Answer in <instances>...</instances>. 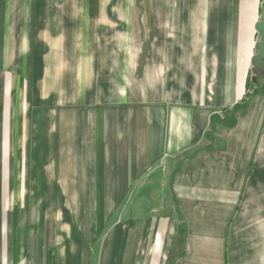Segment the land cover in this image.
Wrapping results in <instances>:
<instances>
[{
	"label": "crops",
	"instance_id": "crops-1",
	"mask_svg": "<svg viewBox=\"0 0 264 264\" xmlns=\"http://www.w3.org/2000/svg\"><path fill=\"white\" fill-rule=\"evenodd\" d=\"M263 2L0 0V264H264Z\"/></svg>",
	"mask_w": 264,
	"mask_h": 264
},
{
	"label": "rangeland",
	"instance_id": "rangeland-1",
	"mask_svg": "<svg viewBox=\"0 0 264 264\" xmlns=\"http://www.w3.org/2000/svg\"><path fill=\"white\" fill-rule=\"evenodd\" d=\"M58 1V0H56ZM101 1H107V0H101ZM114 1H124V0H114ZM130 1L131 3V13H132V28L133 32L138 28L139 26V17L142 13L146 11V7L149 6L148 4L150 2H158V1H167V0H125ZM174 1H181V0H174ZM138 31V30H137ZM45 164H18L20 166L21 171H30V175L32 172V177L30 176L29 184H28V192L32 194L33 199H29V209L31 212H34V214L38 217H43L44 213L43 211L45 209L51 210L53 213L60 209V202L57 200H43V196L47 193L54 194V192L58 191L60 188L59 178H60V168L59 164H47L48 169L45 170L44 168ZM48 174L52 175V181H48ZM47 185H46V184ZM22 188V186H19ZM18 188V186H17ZM26 188V185H25ZM16 192H19V189H16ZM35 194V195H34ZM42 194V195H41ZM41 196V197H40ZM31 197V198H32ZM21 201H18L16 207L21 208L22 207ZM75 204V202H72ZM92 202H78L79 205H81V208L89 209L91 208L90 205L87 206V204ZM15 208V207H14ZM54 216V214L52 215ZM53 217V221H54ZM31 222V221H30ZM42 221H37L36 226L39 228V225L41 226ZM33 225V223H32Z\"/></svg>",
	"mask_w": 264,
	"mask_h": 264
},
{
	"label": "water",
	"instance_id": "water-1",
	"mask_svg": "<svg viewBox=\"0 0 264 264\" xmlns=\"http://www.w3.org/2000/svg\"><path fill=\"white\" fill-rule=\"evenodd\" d=\"M261 9L263 16L261 21L256 25V31L259 34V42L255 46L257 54L252 60L253 74L256 80L264 79V2L262 3Z\"/></svg>",
	"mask_w": 264,
	"mask_h": 264
}]
</instances>
